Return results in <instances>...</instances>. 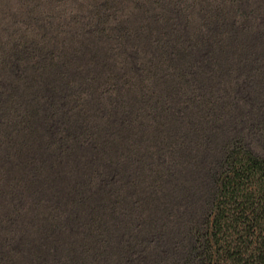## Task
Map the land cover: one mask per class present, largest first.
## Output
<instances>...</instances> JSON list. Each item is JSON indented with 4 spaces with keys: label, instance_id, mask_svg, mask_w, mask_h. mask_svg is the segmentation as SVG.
<instances>
[{
    "label": "trees",
    "instance_id": "obj_1",
    "mask_svg": "<svg viewBox=\"0 0 264 264\" xmlns=\"http://www.w3.org/2000/svg\"><path fill=\"white\" fill-rule=\"evenodd\" d=\"M202 4L203 9H198ZM199 13L208 24L204 33H198L195 26V15ZM6 15L24 21H12L15 32L0 39V171L23 151L29 153L24 162L12 167V172L19 175L13 181L20 199H14H24V208H29L24 211L31 216L26 224L19 220L24 227L15 223L13 232L6 231L0 264H80V260L75 263L66 254L78 250L76 239L83 241L78 254L93 255L92 264H127L130 260L126 250L132 245L131 240L116 243L113 239L120 226L123 232L128 229L126 223L107 226L99 218L97 226L103 232L96 231L93 220L86 232L81 223L82 211L93 203V194L101 192L109 203L116 205L117 199L125 198L126 206L133 205L138 217L147 211L159 220V212L167 210L179 191L188 189L185 181L175 182L186 167L182 161L186 146V152L192 153L191 168L196 179L187 190L184 209L176 212L180 225L177 238L171 247L160 248L162 232L154 234L151 248L156 258L146 256L145 264H264V105L259 122L250 125L255 128L251 134L257 133V140L247 137L239 126L234 132L222 134L219 123L224 116L218 115V109L213 111L209 103L203 106L199 101L205 98L208 86L196 89L200 97L180 89L183 85L195 89L197 79L212 78L218 68L230 77L234 75L230 78L232 88L227 90L220 84V93H231L249 79H256L258 86L259 82L264 85V0H0V19ZM168 18V27L162 26L153 33L150 26L161 27ZM10 40L13 46L7 51L4 45ZM257 49L259 53L252 55ZM67 51L70 53L65 58ZM88 53L89 58L77 65L71 79L67 71L77 64L73 57L84 58ZM197 55L203 57L197 59ZM172 62L189 65L183 73L173 74L169 71ZM55 66L60 69L57 73ZM159 67L164 69L157 75L155 68ZM82 72L92 76L83 82ZM173 75L175 90L190 100L183 101V106L203 110L209 119L200 122L199 118L197 124L186 121L170 94L164 96V103L159 96L150 104V97L157 94V81ZM76 77L78 83L73 81ZM101 80L103 84L99 83ZM82 86L94 88L96 98L82 97L84 91L78 92ZM41 88L50 93L43 99L44 112L50 113L55 103L58 110L66 108L68 116L75 110L85 111L86 101L88 108L95 107L99 112L98 121L108 125L104 126L107 136H101L95 120L90 119L78 125L77 133L66 127L69 120L63 126L57 123L48 127L49 114H37ZM30 90L31 97L26 95ZM144 90L152 91L151 96H145ZM52 94L60 98L51 99ZM119 98L125 99L126 105ZM133 104H146L153 111L149 120L156 128L153 130L160 133L161 141L147 147L152 151L143 171L148 172L126 179L127 173L119 168L123 157L117 149L119 142L127 144V151L132 148L125 134L133 130L136 122ZM219 108L223 111L225 106ZM162 114L172 118L173 129L158 119ZM141 140H150L149 135ZM10 141L19 146L18 152L5 157L3 152ZM72 154L79 155L77 164L74 159L68 162ZM27 165L31 169L24 170ZM76 165L78 172L73 170ZM81 174L85 177L78 179ZM28 183H38L40 189L34 194L28 192ZM83 185L92 188L91 193L77 201L71 193H77ZM66 186L69 190L63 197H68L65 210L71 214L62 215L60 211L57 215L61 224L58 232L68 237L62 245L57 235L48 236L54 226L46 234L47 224L56 223V219H50V210L44 212L48 204L41 196L46 192L63 196L62 188ZM1 187L0 184L3 199ZM126 193L134 199L126 198ZM15 200L5 201L0 209L19 215L17 206H13ZM33 221L47 223L46 229L42 231ZM62 221L68 223L62 226ZM138 224L142 226L141 222ZM28 233H39L44 239L31 257L23 256L22 245L17 242ZM94 234L99 236L92 246L88 238ZM3 252L10 254L4 257ZM56 253L60 256H54Z\"/></svg>",
    "mask_w": 264,
    "mask_h": 264
},
{
    "label": "rangeland",
    "instance_id": "obj_2",
    "mask_svg": "<svg viewBox=\"0 0 264 264\" xmlns=\"http://www.w3.org/2000/svg\"><path fill=\"white\" fill-rule=\"evenodd\" d=\"M203 4L200 5V8L198 7V9H203ZM203 15L201 13L196 14L195 15V26L198 27V33H204V29L206 28V26L208 25L207 22L205 21V19H203ZM172 19V18H170ZM15 21L17 23H21L24 21L23 18H15V19H11L10 16L6 15L3 18L0 19V39L1 36H9L11 34H13L15 31L13 30V27L11 25V22ZM171 20H169L168 18V22L164 23V25H161V27L152 24L150 26V29L153 31V33H158L163 27H168V25L170 24ZM174 23V22H173ZM163 26V27H162ZM4 39H2L3 41ZM253 40V39H252ZM251 40V41H252ZM105 45V44H104ZM6 50L8 51L10 47L13 46V41L10 40V42L6 43ZM118 49V46H117ZM104 50V49H102ZM103 51H101L102 53ZM70 51H67L65 53V58L69 56ZM84 53V52H83ZM100 53V52H99ZM100 53V54H101ZM256 53H259L258 49L257 51H253L252 55ZM90 56V53L86 54V56H84V58H79L76 59V57H73V59H75L74 62H76L77 64L71 66V68L67 71V74L70 75V78L72 79V75L75 74L76 71V67L77 65H79L80 63L86 62V59H88ZM201 56V54H200ZM197 57H199L197 55ZM203 57V56H202ZM202 57H199L197 59H200ZM189 64L187 62L183 63V66L180 65H176L174 62L170 63V70L173 74L174 72H180L183 73L185 70V67H187ZM251 62L249 63V66H251ZM163 69L164 67H159V68H155L156 70V74H162L163 73ZM223 68H218L216 70V75L212 76V78L210 79H205V78H199L197 79V84H196V88L192 90V88L189 86H182L181 88H185L188 94H193L195 97H200V95L198 94V92L196 91V89H202L203 85L208 86L207 90H205L204 92V97L205 98H201L199 101L201 102V105H205L207 103H209V105L212 106L213 111L217 110L218 115H222L224 116L223 118V122L220 121L219 124H221V131L223 130L222 134L225 133V131H230V132H234L235 126H239V128H242L244 133L248 134L247 137L250 138V135L252 136L253 139L257 140V133H255L254 135L251 134L255 128H251V124H254L257 122H259V120L261 119L262 116V109H263V103H264V85L262 83L259 82V86H258V81L256 79H249L247 80V83L245 84V86L240 87L236 90H233L231 93H220L219 88H220V84L223 86L222 88L224 89H230L232 88L231 85H234V83L230 82V78L234 77V75H232L230 77L229 74H226L225 72H223L222 70ZM60 69L58 66L54 67V73L59 72ZM207 71V69H205V72ZM220 72L222 74H220ZM76 76V75H75ZM92 75L89 73H80V77L83 79V82L86 79H89V77H91ZM175 80L176 77L173 75L172 77H166L165 79L162 80H158L157 81V94L151 96V92L150 90H144V94L145 96L150 95L151 100L149 101L151 105H153V100H155V98L161 96L162 97V101L164 103L163 98H165L164 96L166 94H170L169 97H171V99L175 102H177V107L181 108V110L184 112L185 116H186V121L191 120L193 121L194 124H197L199 122V118H200V122H203L201 120L203 119H209V115L205 114V112L203 110H194L193 108H189L188 106H183V101L185 102H189L190 100L187 99L184 95H181L177 90H175L174 88V84H175ZM73 81H75V83H78V77H76ZM100 84H103L104 81H100ZM243 84V83H242ZM139 85L137 84V87ZM249 88L250 93L246 94L247 91L246 89ZM84 94H81L82 97H85L87 99H95L97 96V91L94 88L91 87H81L80 89H78V92H83ZM190 90V93H189ZM38 95H39V100H40V105H39V110L37 112V114L39 115H45L46 113L49 114L48 116V127H53L54 125H56L57 123L59 124V126H63L66 123V120H69V126L66 125V127H69V130L72 131V133H77V127L78 125H81L82 123H84L85 121H89L90 120H95V125L97 124V127L100 128L101 130V136L104 134V126H108V125H104V123H101L100 121H98V117H99V112L96 111V108L94 107L92 108H88L90 105L88 104V102L84 101L83 106L85 107V111L84 110H75L73 111L72 114H69L67 116V114H65L66 112V108H61V110H58L54 107L51 106V110L50 113L49 112H44V110L46 109V103L43 102V99L49 96V92L47 91V89L45 88H41L38 90ZM181 91V90H180ZM33 92V90L27 91L26 95H28L29 97H31V93ZM244 93V97L243 94ZM88 93V94H86ZM199 95V96H198ZM33 96V95H32ZM138 97V96H137ZM60 97H56V95H51V99L54 100H58ZM134 98V97H133ZM119 100H121L125 105H126V101L125 99L119 98ZM128 100V99H127ZM198 101V100H195ZM194 101V102H195ZM137 105V104H136ZM136 105H132V109L134 112V119H136L135 124L132 125V131H127L126 132V136H128L129 138V145H132V148L130 149V151H127V144H125L124 142H119L118 144V153L120 152L122 154L121 160H120V164H119V168L123 169L124 173H127V175H125V178H129L134 176L135 174L139 175L141 172H143V174H145V172L147 173L148 171H143V169L145 168L146 164H149V152L152 151L151 148H149L150 150H148V146L151 147V145H158L160 144V133L154 131V125L151 124L152 120H149V113H153V111L149 110L148 106L145 104L142 106V104L140 106H136ZM223 105L225 106V109H223V111L220 110L219 106ZM49 109V108H48ZM98 114V117H97ZM94 117V118H93ZM218 118V116H216ZM152 118V117H151ZM160 121H163L166 123V125L173 129L175 127L173 120L170 116L168 115H161V118L159 116ZM198 120V121H197ZM167 121V122H166ZM176 122V121H175ZM148 125H151V128L148 127ZM157 127V126H156ZM160 129H163L162 126H159ZM42 131V129L40 130ZM146 134L149 135V139L147 141L141 140L142 136H145ZM107 134H104L103 137H106ZM102 137V138H103ZM193 139V138H192ZM39 141V140H38ZM186 141V140H185ZM259 141V140H258ZM41 142V140H40ZM168 145L167 141H164L163 144ZM189 142H186V145H189ZM7 145V144H6ZM191 147V146H190ZM7 149L4 150L3 155L5 157H7L9 154H11L12 152H18V148L19 146H16L12 141L8 142V145L6 146ZM188 150L187 146L186 149L184 150V154L182 156V161L184 162V164L186 165L182 176L176 180L175 182L177 183L179 181V183H183L184 181L186 182V186L187 188H191V186H193L195 184V174L192 172V168H191V163H192V153L190 154L189 152L187 153L186 151ZM21 158H19L17 156V158H13V163L6 165V167L0 171V184L2 185L1 189L3 190L2 192L5 193L4 194V198L1 199L0 198V205H2V203H4L5 201H12L15 200L14 198L19 197L20 199V195L18 193V191L15 190V183L14 180V176H19L18 173L16 171L12 172V167L15 166V164L18 162H24L25 158L27 157V155H29L28 152L23 151V154H19ZM22 155V156H21ZM16 156V155H15ZM79 155L78 154H72L70 155V158L68 160L71 161L72 159H74V163L77 164V159H78ZM29 161V160H28ZM144 166V167H143ZM125 168V169H124ZM31 169L30 165H27V167L24 170H28ZM142 169V170H141ZM73 170L78 172V167L77 165L73 167ZM146 170V169H144ZM182 173V172H181ZM3 174L4 176L1 177ZM78 179H80L81 177L84 178L85 176L83 174H81L80 176L78 175ZM143 177V176H142ZM186 179V180H185ZM78 182H80L78 180ZM83 182V181H82ZM61 184V183H60ZM110 185H114L113 181L109 182ZM42 185V184H41ZM28 192L31 193H35V190H39L40 189V185L38 183L34 184V183H28ZM82 187V186H81ZM92 188L90 187H85L83 185V187L77 191V193H74L71 195L73 196V198L75 200H80L84 197L87 196V194L90 195ZM187 189V190H188ZM67 190H69V188L63 187L62 188V193L64 194L63 196L61 195H57L56 193L50 194L49 192H46L45 195H40L41 198H44L47 201V204L44 208V212H48V210H50L52 214V216L50 217V219L55 218L56 219V223H45V224H38L35 221L34 224L41 228L42 231L46 229V224L48 225L47 230H46V234L47 232L50 230L48 228H51L54 226V230L53 232L49 233L48 232V236L50 237L51 235H57L58 237V241L63 245L68 237L66 235H60V233L58 232V228L61 224H59V222L57 221V215H59L60 211L63 214H71V211L65 210V204L66 202H68V197L66 198V200L63 198L64 196H66L65 194H68ZM143 190V193H147L146 190ZM184 191L183 189L181 191L178 192L177 196L174 197V199H172L171 203L168 204L166 206L167 210L164 212H159V220L154 217V215L151 212H147L144 211L142 216L138 217L136 215V211L134 210V206L133 205H127L126 203L127 200L124 198H119L117 199L118 202L115 203H109L106 201L105 197L103 196V194H93L92 196V200L93 203L91 204V206L88 208L92 211H89L87 209V211H82V216H81V223L83 224L82 226H84L86 232H87V227L89 226V221L91 222L93 220V222L95 223V228H97L96 231H99V233L103 232L102 227L98 228L97 226V221L99 220V218L104 219L102 221V223H106L107 226H111L112 224L115 223H119L120 225L122 224V221H124L126 223L127 226V230L125 232H123V227L120 226L119 228V233L114 234V240L116 241V243H119V241L122 239L124 241H126L127 239L131 240V244L130 248H127V258L130 260L129 262L127 261V264H145V260H146V256L149 255V258H156L153 257V252H152V248H151V243L154 240V234L157 233H161L162 234L160 236H162L163 240L161 239V237H159L160 240H162V242L164 243L163 245L162 242L159 245L160 248L162 246H167V247H171L173 245V243L175 242L176 238H177V232L176 230H178V228L180 227V225L177 222L178 219V215L176 214V212L178 210H182L184 209V206L187 204L188 202V195L190 190L188 191ZM187 192V193H186ZM10 194V195H9ZM105 194V193H104ZM127 194V195H126ZM125 197L126 198H132L134 199V196L132 197L131 193H126ZM27 195V194H26ZM57 195V196H56ZM69 196V199L71 200L72 196ZM191 195V194H190ZM12 196V197H11ZM14 196V197H13ZM28 196V195H27ZM76 196V197H74ZM61 197V198H60ZM15 200L13 201L15 204L13 206H17V210L19 211V215H15L13 211H6V208H1L0 209V252L3 250L4 248V242H3V237L6 236V231H12L13 232V227L15 225V223H17L18 227L22 228L24 227L23 224L19 221L22 220L24 224H26V222H28L27 219H29L30 215L28 213H26V211L29 209L24 208V199L22 201L20 200ZM62 199L63 202H62ZM73 200V199H72ZM116 200V201H117ZM106 202V203H105ZM103 206L105 207V209L103 208ZM128 211V213L126 211ZM124 212V213H123ZM47 213V214H49ZM31 216V215H30ZM18 219V220H17ZM141 222V225L138 224ZM62 226L66 225V221H62ZM117 225V224H116ZM138 225H139V229L140 232L138 230ZM90 227V226H89ZM129 231V233H128ZM127 232V234H126ZM43 232H41L42 234ZM100 233V234H101ZM41 234L39 233H32L29 235L25 234L23 236H21L19 238V240L17 242H20L22 245V253L23 256H32L33 251L36 252V248L42 244L43 242V238L41 236ZM99 236V235H98ZM98 236H96L95 234L91 237L88 238V241L92 244L95 241H97L98 239H96ZM127 238V239H126ZM101 239V238H100ZM83 241L81 239H76L75 240V247L78 249L77 251H79L81 249V245H82ZM114 252L116 250V247L113 249ZM71 252V253H67V255H69L70 258H72L73 262H80V264H92V260H93V255H88V253H86V255H79V252ZM110 251V249H109ZM10 253L7 252H3V255L5 257V255H9ZM92 254V253H90ZM52 255V254H50ZM54 255V254H53ZM54 256H60L57 255V253ZM127 258H125V262L126 260H128ZM24 260V259H23ZM23 260L20 261V263L23 262ZM80 260V261H79ZM33 264H37V262L35 261V263Z\"/></svg>",
    "mask_w": 264,
    "mask_h": 264
}]
</instances>
